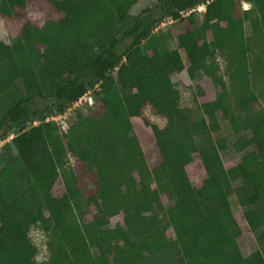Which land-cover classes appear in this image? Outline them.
I'll use <instances>...</instances> for the list:
<instances>
[{"label":"trees","instance_id":"16d2710c","mask_svg":"<svg viewBox=\"0 0 264 264\" xmlns=\"http://www.w3.org/2000/svg\"><path fill=\"white\" fill-rule=\"evenodd\" d=\"M32 1L0 0V15L20 23L10 42L0 37V142L17 131L0 146V235L8 243L0 264H40L32 226L51 236L44 264H264V108L231 114L217 62L226 52L232 83H250L248 56L264 49V0H245L248 9L244 0H157L136 15L139 0H42L50 10L42 25L27 16ZM199 4L206 9L199 22L189 13L192 28L178 34L177 48L164 32L153 33L164 18L180 19ZM184 70L219 88L196 111L180 106L172 75ZM91 91L94 102L68 131L49 120ZM146 106L166 124L145 118ZM133 117L152 128L147 140L161 154L155 167ZM222 117L248 149L241 157L247 176L223 162ZM180 144L202 161L210 183L204 193ZM70 155L75 167L67 165ZM232 195L262 246L248 255ZM117 215L122 220L112 226Z\"/></svg>","mask_w":264,"mask_h":264},{"label":"rangeland","instance_id":"374dc122","mask_svg":"<svg viewBox=\"0 0 264 264\" xmlns=\"http://www.w3.org/2000/svg\"><path fill=\"white\" fill-rule=\"evenodd\" d=\"M157 0H139L137 4L131 9L132 14L140 13L144 8L148 6H154L157 3ZM242 9L250 7V3H247L245 0L242 1ZM197 8V7H196ZM202 8V9H201ZM199 9V8H197ZM193 10L195 18L199 22L201 14L206 9V5L202 4L200 6L201 11ZM258 9L260 12H264V2H262ZM49 8L42 0H34L30 3L26 9L27 16L38 22L42 25L46 18L49 16ZM189 14H185L180 19L164 18L160 25L157 26L154 30V34L164 32L168 35L167 41L171 49L177 48L178 46V34L188 31L192 28L191 23L188 19ZM20 23L17 19H7L0 15V37L6 42H10L13 37H15L19 31ZM246 34L251 33L250 25L248 22L245 23ZM152 40V36L150 38ZM183 57L186 67L188 66V61L184 55L183 50H180ZM256 54L264 57V49L261 47L255 48V53H250L248 56L249 59V68H250V83L240 85L232 83L229 75L228 68V59L226 58V52H219L217 55V62L220 65V74L223 76L228 93V104L230 107L231 114L239 116L240 118L245 117L248 114V109L252 111H257L260 108H264V67L258 62ZM76 72L80 71L79 66L75 68ZM173 80L176 83L177 88L180 91V106L187 107L191 110L196 111L198 106L208 100L215 99L218 95L219 88L217 85H214L209 77L204 75H197L196 78H191L186 70L181 73L173 74ZM243 89H246L245 91ZM93 95L92 91L85 94L81 101L72 104L70 107L66 108L65 112L60 114H54V119H49L54 121L62 130H67L69 128L70 122L73 118L76 117L77 112L81 111L86 104H92L94 99H91ZM243 96L246 99H243ZM39 105H44L43 100H39ZM224 111V110H223ZM144 117L148 118L150 122L157 123L161 127L166 124V119L155 114L150 106H146L144 109ZM241 120V119H240ZM133 124V132H135L140 139L143 140V146L145 154L147 157L148 164L150 167H155L161 161V154L152 141H148L147 137L152 134V128L144 123L143 117H133L131 119ZM222 124V135L227 138V147L222 150L221 156L226 168H231L234 166H239L242 174L247 176V172L244 166L241 163V157L248 150L242 143L241 140L231 138L232 125L229 122L228 118H220ZM40 121H35L34 124H39ZM17 131L14 130L11 134L4 140L0 142V146L9 142L14 134ZM214 137H217L213 133ZM180 152L182 154L184 163L186 165L188 174L192 182L198 187L201 193H204L210 188V183L207 179L205 169L203 167L202 161L198 154H191L188 152L185 144L179 145ZM69 166H74L76 160L73 156L68 157ZM58 188L55 189V193L58 192L59 188L62 186V178L59 177L57 180ZM148 189L153 188V185H148ZM165 203L169 204V200L164 197ZM232 207L234 215L241 226L242 233L238 239L239 245L241 247L242 253L248 255L255 249L262 248L261 244L257 240V234L254 233L246 220L244 219V210L246 207L241 206L234 195L231 197ZM122 220L121 215H117L111 219V225L114 226L116 222ZM169 235H172V230L168 232ZM29 238L33 244L38 248L34 260L37 263L44 264L48 261L49 257V248L48 241L51 239V236L46 233L42 228L38 226H32L29 231ZM8 247V243L2 235H0V249L4 250ZM27 264V263H26ZM167 264H177L175 259L170 260Z\"/></svg>","mask_w":264,"mask_h":264},{"label":"built area","instance_id":"2783aa9c","mask_svg":"<svg viewBox=\"0 0 264 264\" xmlns=\"http://www.w3.org/2000/svg\"><path fill=\"white\" fill-rule=\"evenodd\" d=\"M197 8H199L198 10H201V9H202V8L200 9V6H198ZM197 8H192V9L189 10V11H182L181 13H182V15H184V13H185V14H189L190 12H192L193 10H195V9H197ZM51 119H54V117H52Z\"/></svg>","mask_w":264,"mask_h":264},{"label":"clouds","instance_id":"9594fccd","mask_svg":"<svg viewBox=\"0 0 264 264\" xmlns=\"http://www.w3.org/2000/svg\"><path fill=\"white\" fill-rule=\"evenodd\" d=\"M202 4H199V5H197V6H195L194 8H196V7H198V6H201ZM204 5V4H203ZM246 9H248V8H246ZM196 10V9H195ZM198 10V9H197ZM199 11H201V10H199ZM193 12V11H192Z\"/></svg>","mask_w":264,"mask_h":264}]
</instances>
